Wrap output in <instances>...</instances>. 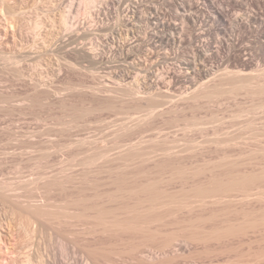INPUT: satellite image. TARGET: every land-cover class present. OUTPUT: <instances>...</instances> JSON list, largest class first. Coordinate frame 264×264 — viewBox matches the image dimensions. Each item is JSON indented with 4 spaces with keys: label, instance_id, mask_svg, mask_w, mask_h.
<instances>
[{
    "label": "rangeland",
    "instance_id": "374dc122",
    "mask_svg": "<svg viewBox=\"0 0 264 264\" xmlns=\"http://www.w3.org/2000/svg\"><path fill=\"white\" fill-rule=\"evenodd\" d=\"M31 1H28V3L30 2L28 4V6L30 7L33 5L32 3H34V0L33 2ZM81 1L82 0H64L61 8L58 7V3H57L59 2V0H56L54 2L56 8L54 9L55 7L54 6L53 7L54 10H52L51 13L53 14V11L55 13L57 12L58 14L56 13V16H58L60 13V9H62V12L67 11L66 14L69 16V21H70L69 24H71L73 27L69 25V27L71 26L69 30L72 31L70 32L69 30H67L66 31L67 33H65V28L63 27L64 28L63 29L64 39H63V48H62L63 51L60 50L58 52L60 53L62 51V53H60L61 55L60 54L56 55L54 51L51 53L55 55H50L51 53L47 55L49 59L46 57L43 58V61L45 63V66H43L44 72L47 71L45 73L48 74L51 71L50 72L51 74L47 75L44 73L46 75L45 82L47 80L48 84L45 83L44 86L41 85L39 86V88L37 87L39 89L38 91L37 88H35L32 85L33 79L31 78L34 77H31V75L36 77V75H34L36 74L35 72L39 73L40 70L42 72L43 69L35 68L36 66L34 67L35 60L33 61V59L32 60L28 59L27 61H22L17 66L19 68L22 67L23 69L22 68L21 69L24 72V76H22L24 78L20 76V80H21L20 83V80H18L19 76L15 75L16 73L14 72V70H12L13 73L10 72L11 71L10 68L13 69L14 66L9 67L8 65L5 67L6 64L2 59L3 55H7V56H13L17 54L19 55L22 53L21 51L24 52V50L26 49L30 51L32 47L33 48L35 47L34 45L36 42L39 43L38 40L36 41V39L33 38L34 37L33 35H30L32 34V32L30 31L32 30L28 28L29 25H31L30 23L32 22L33 24L34 22L32 18H35L36 16L33 17L34 16L33 14L30 23L29 20L27 21L28 23L27 25L25 23V26L28 27H25L24 31L30 34L26 35L27 33L24 32L22 35L20 34L17 35L19 38L16 37V40H18L16 41L17 44L19 43L20 45H22L24 49L19 44L17 45L18 47L13 46L10 42H7L8 39L6 40L5 37L4 38L2 37V41H0L1 44L0 55H2L0 56L1 57L0 63L2 64V65L0 64V73L4 71V74L3 73L0 74V78L2 79V80L0 79V96L2 97V98L0 97V187L2 185L5 187V185L7 184L6 185L7 188L4 190V193L6 192L7 189L9 191H7L8 194L5 193L6 195H11L12 192L10 191L12 190L15 191V188L17 189L19 187L17 189L18 191L13 192L16 194L12 193L13 194L12 196L15 195V197L11 196L10 198L12 200H14V198L17 199V204L15 203V201L14 203L11 201V203L15 204L16 206L22 204L21 207H23L22 209H20L21 207L18 206V208L20 207L19 208L20 210L16 209L17 208L16 207L15 211H13L11 208L13 204L7 203L8 210L11 208L10 210H12L15 213V214L14 213L11 214L12 212L7 211L6 209L7 205L3 201V199L0 202V212L3 210L0 213V225H1L0 227H2L0 228V234H1L0 264H22L27 259V256L31 258L32 262L38 264L39 261L41 260L39 258V255H41L42 258L45 260L51 259V261L54 264H63L64 262L74 263L76 262V260L79 261V263L77 264H85L86 262H91V263L96 262L97 264L98 260L101 262V264H103L102 262H104V260L102 261L101 258H99L98 256L101 257V254L102 255L104 254V256H108V258L111 257L114 259L115 258L114 252L118 251V249L119 251L127 250L129 247H127L126 249V246H129V243H131L130 245L132 246H133L132 243L136 244L135 245L136 247L137 245L139 246L141 245V248L142 247L144 248L143 245L149 246V251L151 252L154 249L155 251L153 250V253L155 252L156 255L160 254V257L158 256L159 261L156 260V258L158 259L157 256L155 258V260L158 262L156 264H264V25L262 26L260 24L261 25L260 26L259 23H253V22L250 23V21H248V19H250V15L251 16L257 15V17H260V19L264 20V0H215L219 5V7H221L227 12V17H228L227 20H229L232 24V25H228L229 33L227 32V34L224 35L222 33H217V32H214L212 34L211 33L208 34L205 32L206 35H203L202 33H199L200 32L198 29L199 27H195L190 22H185L184 24L186 28L185 31L186 33L184 34V36L182 35L183 43H177V44L172 43L173 45L172 44L167 45V44H159V42L156 41L159 44V46H155V47H152L149 44H147L148 40L145 39L146 38L144 36L145 31L143 30L144 29L146 30L147 27L146 23L141 21V19L132 21V24L134 26L130 25L128 23L129 21L118 23V19L116 17L117 12H114L113 15L111 14L109 16L110 18L108 17V21H106L108 25H105V28L95 31V35L86 36L84 34L85 32L84 30L87 28H92L94 24H96V22H94L96 18L92 20L93 18L88 17L89 15L87 14V11H85L86 7L88 6ZM137 1L139 2L140 0H130L128 4L131 3L132 7L134 5L138 7L136 4ZM188 1L189 0H186L187 4H189V2L195 3V1L198 2L199 0H190L189 2ZM115 2H117V0H115ZM140 2H142L141 3L142 6H140L141 7L140 10L144 12L143 14H147V13L149 14L151 8L156 7L159 8V10L165 16L164 17L162 15L165 19L169 20L170 22L172 21V19H174L172 23H174L175 21L181 23L176 8L173 5H171V3L168 2L167 0H149V1L141 0ZM113 11H117V9L114 8ZM243 19L247 20L245 21L246 24L244 23L243 26L239 27L235 24L236 23L235 21L243 20ZM114 25H116L117 29H119V32L116 31V33L118 32L117 34H115L114 32L115 35L113 36L115 37V39H113L114 37L112 36L113 27H115ZM135 25L138 29L135 27ZM131 29L133 30L134 33L131 32L132 31ZM24 34L27 37L31 36L30 39L25 37ZM158 34L161 35L162 32H158ZM198 34H200L201 36ZM108 37L111 39H109ZM136 37H140L139 39L142 40L145 39L147 42V43H143L144 41H140L142 43V47L140 49L131 48L130 44L135 39H137ZM219 39L221 40L231 39L233 41H231L230 46H226L224 49L221 50L219 56H215L213 52L214 50L216 51V46H218L217 41ZM33 41L36 42H34V44L32 45L31 42L33 43ZM202 41L206 43L207 41H210L212 43V47H211L212 51L206 48V50H209L206 52L209 55L208 54L206 55L205 53L204 61L202 59L204 58L203 56H198V58L195 57L197 55H200L198 53L197 46L199 44L200 45L203 44L204 42ZM96 42L97 44H95ZM6 44L11 46L9 47ZM30 44L32 47L29 46ZM87 44H89V46ZM92 44L95 48H97L96 50L95 49L94 50L98 52L99 55L98 57L101 61L100 62L98 59L99 64L97 63V65L99 66L96 65L95 67L97 68H95L92 65H90V62L88 60L84 59L82 60L83 61L82 62L80 61L81 60L80 59L78 61L80 65L78 64V66L74 68L75 70H73L72 67H69L68 60L72 61L73 59H75V58L71 59L74 56V54L70 53L71 49L74 47L83 48L90 52L94 48L93 46L91 47ZM27 45L30 49L27 48ZM120 46H125L124 51L121 49L122 47ZM18 48L20 50H17ZM33 48H32L33 50L32 55L36 50ZM2 51L3 53L5 52V54H2ZM9 53H11L12 55ZM55 56H58V58L60 57L59 58L60 60H57ZM100 56L101 57L103 56L104 59L101 58ZM199 57L200 59H202L201 61L204 63V65L201 64L202 62L200 61ZM196 59H198L199 62ZM30 60L34 62V65H31ZM46 60H48V62L52 63L53 65L52 64L49 65V63H47ZM50 60L53 61L50 62ZM56 61H58L57 65L59 66L58 68L60 69H57V65L54 64L56 63ZM189 61H191V63ZM194 61L198 65H196ZM59 62H64V63H60L61 64L60 66ZM22 63L23 64L26 63V64L23 66ZM20 64H22V66H20ZM64 64L65 67H63ZM3 65L4 68L7 67L8 68L4 70ZM48 65L50 66L49 68H47ZM200 65L202 67L204 66L206 69H210L211 74L209 75V78H207L208 76L206 77L204 72H202L203 70L200 71L202 69ZM145 66L146 68L144 69ZM89 67L92 69H90ZM182 67L185 68L183 69ZM53 68L55 69L54 70L55 73H53ZM94 68L96 69V72L94 74L90 73V71L91 72L95 71ZM69 69L72 71H70ZM81 69L83 70V72H81L83 75L80 73ZM85 69L86 71H84ZM147 70L148 71L150 70L152 74L148 73ZM239 70L241 71L240 74L238 73ZM242 70L244 71L242 72ZM57 71H59L60 75ZM116 71L117 74L116 73L114 74V72ZM231 71L232 72L235 71V74L237 72L239 74L237 75L241 78V80L243 79V77H241L243 75H244V79L246 78L245 74L247 76L248 74L250 76L252 75L251 76L252 78L253 76H255L254 78L258 79L257 82H255V80L252 79L251 77H247L248 79L247 78L245 79L248 82V80H250L251 78L253 81L252 80L250 81H252L251 83L254 82L253 85L250 82H248L247 84V82L243 80L247 84L246 89L247 90L250 89L251 91L254 92L252 93V95L251 93L249 94L246 93L245 92L246 90L244 89H240V90L234 89V88H239L241 86V84L239 83L245 84L240 80V82H237L236 84L231 83L224 85L222 91L219 94L215 95L210 100L209 103L202 101L201 103L199 102V106L194 107V105L196 104L195 102L194 105L190 106L191 103L193 104L194 102V100L193 101L188 100V98L189 97L191 98V96L193 95L191 94L193 92V91L191 92V90H194L195 88H200L201 85H203L202 86L203 88L204 87L207 88L210 85L212 86V88H214L215 87L214 83H216V85L217 83L219 84L220 80L223 78L222 77L223 73L225 75V76L223 75L224 78L226 77V79H230L231 76H226V75H230ZM108 72L109 73L111 72L110 74L112 76H110ZM9 73L10 75H12V77L9 76ZM122 73L123 75H121ZM95 74L98 75L96 76ZM13 75L16 76V78L13 77ZM52 75L54 76V78ZM94 75L96 76L95 78ZM231 75L234 74L231 73ZM236 76L234 77L236 78ZM6 77H7L6 79L7 81L4 79ZM26 77L27 78L29 77V79L27 80ZM121 77L123 78L121 79ZM210 77L212 78L213 82L210 81L211 80ZM218 77L220 80L218 79ZM13 79L15 82L13 81ZM191 79L193 82L191 81ZM239 79H237V81ZM22 80H24L25 82ZM198 80L200 81L198 82ZM196 81L198 82L200 87L198 86ZM101 82L103 83L101 84ZM205 82L207 84L209 82L210 83L207 86H204L206 85ZM27 83L29 84V86L31 85L32 86L29 87ZM70 83H72L74 87L72 84L70 85ZM81 83L84 86L86 85L85 88H83L84 86ZM118 83L120 84L119 86H121L122 88L133 86L134 88H137L141 93L138 94V98L135 97L136 100H133V98L128 99L129 97L127 98V100L125 99L127 102L131 100V103L130 101L129 103H121L118 101L115 102L113 99L114 97H116L115 96L116 94L114 95L113 92L112 94L108 92V90L111 89L112 91L113 89L115 90V88H120L118 87V85H116ZM192 83L193 84L195 83L197 87H195L196 85L192 86L193 85ZM258 83H260V86L263 87H258L257 86L259 85ZM105 84L109 88H107ZM124 84H128L126 85L127 87H125ZM20 85L22 88L20 87ZM112 85H114V88ZM88 86L90 87L89 89ZM24 87L26 89H24ZM49 87L51 88L50 90ZM53 87L55 88V90L56 89L58 90L55 91ZM64 87L65 88L67 87V89H65ZM32 88L33 90H31ZM46 88L49 91V93H47L48 98L47 96L43 95L42 97L41 95L43 94L42 90L44 91ZM91 88L94 89L92 90ZM34 89L36 90V92ZM95 89L96 91H94ZM257 89H262L263 91L258 92ZM98 90L100 92L102 90L101 92L102 96ZM48 91L45 90L44 92H48ZM66 91H68L67 93H69V95H67ZM146 91L147 93L148 92L149 93L147 94ZM233 91L235 93H233ZM28 92L30 96H28L29 94H25ZM60 92H63V94ZM15 93H17V95ZM33 93L34 94L36 93L37 96L39 94L41 96V97L39 96L40 97L39 99L48 100L50 98L48 100L49 102L44 100V103H42L43 102L42 100H38V98H33L34 96ZM71 93L73 96L71 95ZM85 93L86 96H84ZM92 93H94V95ZM31 94H33V96ZM106 94H108V96ZM151 94H154L152 96L156 97L155 101H157V103L160 104L163 103V101H165L166 97L171 98V99L169 98L171 102H167L169 101V99H166L167 101H165V103L167 102V104L164 107L158 108L159 110H157L160 112L161 111L164 112V116L162 114L163 117L162 116L160 117L161 113L157 112L158 117L156 116L154 117V119L156 118L159 119L155 122V120L151 118V120L153 119L152 120L153 122L150 120L151 124L155 122L154 126H158L159 124H162L163 126L164 124L167 125V123L176 124L177 121H179V123L181 124L191 123L192 127L186 132L180 130L178 131V129L174 130L173 128H172L173 130L169 129L168 131L170 132H167L165 135L161 136L157 140L156 146L153 145L152 143L149 144L150 142L148 143L147 140L145 141V143H143L144 141H142L141 142L142 145H139L140 147L138 146V149L142 150V152L150 151L153 146H154L153 148L157 147L156 149L158 153L156 152V154L154 153V155L156 156L157 154L159 155L157 156V158L154 156V159H151L153 161H147V163H143L141 165H133L131 167L129 165L127 169H118L117 168L118 165L113 166L114 163L113 164L111 163L112 166L114 167L111 168H113L114 171L116 170L115 173H113L116 183L114 182L115 185L108 188V190H110V192L113 193V199H109V197L105 196L103 197V199L100 200L102 201L101 205L104 203L105 201L104 199L106 200L109 199V200L105 201V203L102 205L101 208L102 210L99 209L101 211L99 210L89 211V214L92 216V219L95 222L96 226L94 223H93L94 226L91 225V222L85 223L83 225V223H81L78 220V218H65L63 219V225H61V223H59V221H57L55 217L57 213H62V212H63V216H65L67 210H66V206L64 205H66L69 201L71 203L79 199L80 200L84 199L86 203L94 204V202L96 201L92 197V195L95 196V194H93L94 191L90 187L91 186L95 187V185L98 184L97 180H100V182H102V180L106 178L104 175H107V174H101L100 177L94 171L96 175L92 174L93 173L92 172L88 176L90 178L88 181L91 182L85 181L89 185L83 182L84 181L83 170L85 169L84 167H80L81 165L78 163L80 162L79 159L81 157L83 158L84 156H82V154H78V152L81 149L84 151L90 150L92 147H94V150L96 148L104 149V147L107 146H108L107 148H111L112 145L114 144L113 143L114 140H112L114 136L113 130H115L117 125L118 126L120 125L119 123H122V121L120 120H122L123 117L125 118V116H128L129 114L130 116L135 115L134 117L142 116V115L145 116L146 110L143 111V109L149 107L150 105L149 103H151L150 102L151 100L149 99H151L152 97L150 96ZM24 96L25 97L28 96L29 98L28 97L25 98ZM57 96H59L60 99H58ZM110 96L113 97V99ZM15 97L17 98V101L15 100L16 99ZM23 97L24 99H22ZM142 97L145 99H143ZM107 98L108 100L112 99L111 101H113V103L115 102L114 105L110 100L108 104V100H106ZM8 99L10 100L9 102ZM137 99L139 100V103ZM142 99L143 101H140ZM23 100H27V101H23ZM173 101L174 103L172 104ZM110 104L114 106L112 107L115 109L116 112L113 111L115 113H112L111 109L113 110V108L111 107ZM139 104H141V107L138 106ZM49 105L52 106L50 107ZM109 105L110 108H108ZM172 106L173 108H171ZM101 108H104V110ZM176 108L179 109L177 110L179 111L178 113H176L177 111L175 112ZM170 109H174V111H172L173 113L170 111ZM100 110L103 111L100 112ZM109 110L111 111V113ZM166 111L167 112L169 111L170 113L168 112L166 114L165 113ZM126 113H128V115ZM137 113L140 115H138ZM109 115H111V118ZM111 120L114 122H112ZM115 120H118L119 122L118 121L116 122ZM163 120L167 123H165ZM158 127H160V125ZM118 128L119 127H117V129ZM111 134L113 135L112 137ZM239 137H242L243 139H236ZM87 140L90 142H88ZM80 144H82L83 146L85 144V146L84 147L82 146L81 148ZM91 144H93L94 146ZM65 145H68L69 147L70 146L73 147V148L70 147L71 151H73V152L70 151L72 154L77 152L76 155L78 154V157L79 155L81 156L80 158L77 157L78 159L76 162L75 161H69L66 163L64 162V160L68 158L67 157L68 154H69L68 156L72 155V154L70 155V152H68L70 150L68 146ZM56 147L59 150L66 149V151L64 150L65 154L62 153L63 151H61V154L60 152L57 153V151L59 150H57ZM66 147L69 149L68 151ZM86 147L89 149H87ZM135 147H137V145ZM25 148L29 151H27ZM134 148L133 150L136 149ZM166 148H172L171 151L172 153L170 154L169 157L168 155L166 156L165 150H163ZM16 149H18L19 151ZM72 149L74 150L76 149L77 151H74ZM130 149L131 148L127 146V148H124L122 152L127 154L131 152L132 149L131 150ZM138 149L135 150V153L141 152V151H137ZM33 150H35L36 153ZM121 150L122 149H120V151ZM48 151L51 152L55 151L56 153L55 152L50 153ZM114 151L116 152V154L120 153V151L118 152L116 150H113L111 152V156L112 153H114ZM11 152L13 153L12 155L13 157L10 155L12 154ZM48 153L49 155H47ZM27 154L29 155V157ZM116 154H113L112 157H115ZM43 155L44 156L47 155V157L48 156L49 157L44 158ZM76 155L73 154L75 158ZM61 158L62 160L60 161ZM71 158L73 157L71 156ZM68 159L70 160V157ZM56 161L58 164L60 162L65 163L64 167H63V163L62 164L60 163L59 164V166L61 167L60 169V167L57 166L58 164H56ZM70 162H73V165L78 164V166L72 165V167H70L71 166ZM39 163H41V165ZM67 164H69V166ZM52 165H55L54 169ZM65 167L68 168L70 167L69 168L70 170H68ZM64 168L67 170L66 172H68L66 174L70 175L71 177L73 176V179L74 178L79 179L80 182L74 179L76 181L75 182L72 179V183L74 181V184L75 183L78 184V185L75 184L77 189L74 187L75 186L74 184L72 186L71 182L70 183L67 182V180L64 177L67 175L63 176V174L65 173ZM59 169L62 171L64 170V172L61 174ZM37 170L39 171V173L37 172ZM138 170L142 172L141 177L142 179H144L145 184L148 187V191H145L143 194L141 193L140 194L141 196L139 195L140 198L138 196H135L134 197L135 200H128L126 199V194L122 191H128V189H130V186L133 185V183L135 182V180L131 178L132 173L135 174V172L136 171L138 172ZM46 171H48L49 173ZM42 172L44 173V175ZM56 173L59 176L61 174V177L59 178L61 179L63 178L64 180H66L68 185L64 180L63 183H65L69 188H71L69 189L71 193L69 192V190H67V192H69L67 193L65 189H63L62 193H60L61 192L59 190L60 188L54 189L52 192L57 190L58 193H60L61 195H59L56 192L55 194L50 192V194L52 193L51 196L49 193L45 192L46 195L49 194L50 198L51 197L55 198V199L52 198L53 200L51 202L49 201V199L47 200L48 196L46 195H45L46 197L43 196L42 191L43 192L47 191L45 190L46 188L44 189V184L46 187V184L47 182L50 181V179L53 180L54 178L52 182H55V179L56 182L57 180L59 181L61 180L59 178L57 179ZM41 174L43 175L44 178L41 176ZM36 177L37 178L40 177L39 179L40 181L44 179L45 181L44 180L43 181L45 183L43 181L40 182ZM71 177L69 179H71ZM79 177L83 178V180L81 179L82 182L85 183L88 187L91 185V183L95 184L94 186L91 185L89 187V189H92L91 192L89 189H87L86 185L81 183ZM45 178L47 179V181ZM35 179L36 181H38L36 183L37 185L35 184L36 181L31 182ZM96 181L97 184L94 183ZM11 182L15 188L12 187ZM30 182L31 184H28L29 186L25 184ZM52 182L49 183L51 184ZM8 183H10L9 185L11 186H9ZM69 184L71 185V187L69 186ZM8 186L10 189L12 187V189L10 190ZM34 186H36L38 189ZM80 186H84V187H80ZM39 187L42 188L40 189ZM83 188H85L88 191H85V189ZM3 189L1 188L0 190ZM28 189L31 192L27 191ZM72 190L73 192L74 191L75 192L72 193ZM77 190L86 193L83 194V192L82 193L80 192L83 195L78 194L80 196L78 197V195L76 194ZM118 190H120V192ZM78 191L77 193H79ZM28 192L30 193L31 196L32 195L33 196L31 197ZM246 193H249L248 197L245 195ZM222 194L225 195V197H221ZM20 195L21 197H17ZM64 195H66L67 198H69V200H66L67 198ZM28 196L30 197L26 198ZM136 197L139 199H136ZM18 200L20 202H18ZM138 202H140L139 205ZM51 203L54 204L51 206ZM125 205H128L130 207V209L128 208L129 209L128 211L123 209ZM134 208H138L135 209L136 212L140 211L139 214L142 217L143 215L146 217L143 219L142 217H139L140 222H142V220L144 221L145 219H149V221L151 220L150 224L149 223L147 224V220H146L145 226L142 227L140 226V224L138 226L140 228L141 227L144 228L145 231V235L143 234L144 237L142 233H140L141 232L139 230L140 228L138 229L140 236L138 235L137 224L140 222L139 220H137L138 219L137 213L133 211ZM131 210L133 211V215H130L129 217V214H131L132 212ZM141 210L143 212H141ZM75 211L76 208L70 210V213L76 214ZM113 211L115 213L117 211L119 215L117 214L116 215L118 217L120 216L119 220L120 219L122 221L123 219L126 220V224L125 223L122 224H124V227L127 226V228L126 227L122 228L119 226V224L118 225L116 224V226L115 224L112 225L110 224L112 223L111 221L114 217L112 215H115ZM129 211L131 212L128 213ZM6 214L9 216H7ZM133 216L134 218H132V220L134 219L135 222L132 221L129 223V221H131L130 218ZM126 217L129 218L127 219ZM156 218L157 219L159 218L160 221H156ZM121 220L119 221L120 223L122 222ZM66 221L70 223H67ZM136 221H138L137 224ZM106 222L109 223L107 224ZM105 223L107 224L108 227H110V225L111 226L114 225L116 228L110 227L111 230H109V228L106 227ZM130 224L132 225V227H135L133 225H136V228L133 229L132 227L130 228L129 227ZM117 227L119 229H117ZM108 230L110 231V233ZM27 231H31V233L29 234L27 233ZM102 231H105L106 233ZM122 234H125V236L124 235L122 236ZM136 234L137 236H135ZM116 236H118V240H116L115 238ZM119 236L123 238L121 239ZM184 240H188L189 242L186 244ZM27 241L30 242L29 248L25 247V243ZM65 245H66L65 248L68 247L66 250L64 249ZM139 246L138 248L141 250ZM140 250L138 251L141 253ZM144 250L142 249V251ZM146 251L147 254L149 253L148 254L149 258H151L150 254L152 255V253L149 252L148 249H146ZM146 251H144V253H146ZM99 252H101V254H98ZM140 253L137 255L139 256L143 252L141 254ZM144 253L142 255H144ZM138 256L137 259H135L136 261L133 260L134 261L133 263L132 261L130 263V261H128L127 259L121 260L119 258H116L114 259L115 264L117 263L135 264L137 261H138L137 264H139L141 263V261L139 262V259L142 260L144 256L143 257L140 256L138 257ZM146 258L145 260H147ZM145 260H142L143 264L145 263L147 264L148 261L149 264L152 263L154 264L155 261L152 260V262L150 263V259L147 260L146 262Z\"/></svg>",
    "mask_w": 264,
    "mask_h": 264
},
{
    "label": "bare ground",
    "instance_id": "6f19581e",
    "mask_svg": "<svg viewBox=\"0 0 264 264\" xmlns=\"http://www.w3.org/2000/svg\"><path fill=\"white\" fill-rule=\"evenodd\" d=\"M28 1H31V0H0V41H2V37L4 38L5 37V39L7 40L8 39V41L7 42H10L13 46H17L18 44H17V42L16 41H18V40H16V37H18L17 35L18 34H20V35H22L25 31V27H28V26H25V23H26V25L28 24L27 23V21L29 20V23H30V20H32L33 19V24H32V22L30 23L31 25H29V29L30 30H32V31H30V32H32V34H30V35H33L32 37L33 38H35L36 39V41L38 40L39 41V43L38 42H36V41H33V43L31 42V44L33 45L34 44V42H36L35 43V47L33 48L32 46H31V44L29 45L30 47H32L33 49H36L35 50V52H34V56L32 55V53H33V50H32V48H31V50L30 51H28L27 49H26V47H25V49L27 50H24V52L23 51H21L22 53L21 54H17V55H13V56H7V55H0V56H2L3 58V61L5 62V67L6 66H8L9 65V67H12V66H14L13 67V69L12 68H10L11 69V71L10 72H12V70H14V72L16 73L15 75H18L19 76V78H18V80H20V76L22 77V76H24V72H23V68L21 69V68H19V67H17L18 65H19V63H21L22 61H27L28 59H33V61L35 60V65H34V62L33 61H31V65H34V67L35 68H41V69H43V66H45V63H44V61H43V58H48V54L49 53H51V52H54L55 51V53H56V55H58V54H60V53H62V48H63V29L65 28V33H67L66 31L67 30H69L70 29V27L72 26L71 24H69V16L66 14V12L67 11H63L62 12V9H60V13H59V15L58 16H56V13L53 11V14L51 13V11L52 10H54L55 8H56V5H55V1L56 0H34V3H32L33 5L30 7V6H28V4L30 3H28ZM63 1L64 0H59V2H57L58 3V7L59 8H61V6L63 5ZM129 1L130 0H117V2H115V0H82L81 2H83L84 4H86L88 7H86V10L85 11H87V14L89 15L88 17L89 18H93L92 20H94L95 18H96V20L97 19H99V20H94V22H96V24H94V26H96V27H92V28H87V29H85L84 31V34L86 35V36H92V35H95V31H97V30H99V29H102V28H105V25H108L107 23H106V21H108V17L112 14L113 15V13L114 12H117V19H118V23L119 22H125V21H129L128 23L130 24V25H132V26H134L133 24H132V21H134V20H138V19H141V21H143L144 23H146V25H147V27H146V30L144 29H142L143 31H145L144 33V36L146 37L145 39L146 40H148L147 42H146V40L144 39V40H142V39H139L140 37H136L137 39H135L130 45H131V48H133V49H140L141 47H142V43L140 42V41H144L143 43H147V44H149L150 46H152V47H155V46H159V44H177V43H183L182 41H183V38H182V35L184 36V34L186 33L185 31H186V28H185V22H190L191 24H193L195 27H199L198 29H199V33H202L203 35H206L205 34V32L206 33H208V34H212V33H214V32H217V33H222V34H224V35H226L227 34V32L229 31V29H228V25H232L231 24V22L229 21V20H227V12L224 10V9H222L221 7H219V5L217 4V2L215 1V0H199L198 2H196L195 1V3H192V2H189V4H187V2H186V0H167L168 2H170L171 3V5H173L175 8H176V11H177V13H178V17H179V20L181 21V23H179V22H174V23H172V21L174 20V19H172V21L170 22L169 20H167V19H165L164 17V15L162 14V12L159 10V8H156V7H153V8H151V10L149 11L150 13L148 14H143L144 12L142 11V10H140V6H142V2H138L137 1V6L138 7H136L135 5L132 7V4L130 5V4H128L129 3ZM149 1V0H148ZM31 2H33V0L31 1ZM158 2V1H157ZM68 3V2H67ZM66 3V4H67ZM71 3V2H70ZM80 3V2H79ZM149 3V2H148ZM12 4V5H11ZM13 4H14V6H13ZM65 4V3H64ZM72 4V3H71ZM141 4V5H140ZM145 4V3H144ZM147 4V3H146ZM31 5V4H30ZM69 5V4H68ZM80 5V4H79ZM218 5V6H217ZM55 6V7H54ZM116 6V7H115ZM149 6H150V4H149ZM172 6V7H173ZM53 7H54V9H53ZM58 7H57V9H58ZM71 7V6H70ZM165 7V6H164ZM168 7V6H167ZM114 8L115 9H117V11H113L114 10ZM145 8V7H144ZM143 8V9H144ZM56 9V10H57ZM64 9H65V6H64ZM149 9V8H148ZM67 10V9H66ZM69 11V10H68ZM74 11V10H73ZM162 11H164V10H162ZM54 13H55V15H54ZM69 13V12H68ZM71 13V12H70ZM34 14V16L33 17H35V18H32V15ZM58 14V13H57ZM173 14V13H172ZM72 15V14H71ZM115 15V14H114ZM164 17H163V16ZM43 17V18H42ZM46 19H45V18ZM32 18V19H31ZM110 18V17H109ZM172 18V17H171ZM177 18V17H176ZM248 18H249V16H248ZM35 19V20H34ZM114 19V18H113ZM170 19V18H169ZM110 20V19H109ZM245 21H247V20H245V19H243V20H238V21H235L236 23V25L237 26H243L244 25V23L246 24V22ZM248 21H250V23H259V25L261 24L262 26L264 25V20H262V19H260V17H257V15L256 16H251L250 15V19H248ZM137 23V22H136ZM140 23V22H139ZM248 23V22H247ZM57 24H59V25H57ZM83 24V23H82ZM69 25H71L70 27H69ZM142 25V24H141ZM260 25V26H261ZM32 26V27H31ZM115 27H113V33H112V36L113 35H115V34H117L118 32H119V29H117V26L116 25H114ZM144 26V25H143ZM64 27V28H63ZM73 27V26H72ZM88 27H90V26H88ZM135 27H136V25H135ZM131 28V27H130ZM129 28V29H130ZM133 28V27H132ZM137 28V27H136ZM27 29V28H26ZM138 29V28H137ZM141 29V28H140ZM132 30V29H131ZM130 30V31H131ZM70 31V30H69ZM72 31V30H71ZM70 31V32H71ZM116 31H118L117 33H116ZM28 32H29V30H28ZM73 32H75V31H73ZM114 32H115V34H114ZM131 32H133V30L131 31ZM158 32H162V34L161 35H159L158 34ZM25 33H27V32H25ZM65 33H64V35H65ZM134 33V32H133ZM132 33V34H133ZM229 33V32H228ZM28 33L26 34V35H29ZM82 34V33H81ZM81 34H80V36H81ZM25 35V34H24ZM25 35V37H27ZM72 35V34H71ZM194 35V34H193ZM198 35H200V34H198ZM85 36V37H86ZM109 36H111V35H109ZM141 36V35H140ZM201 36V35H200ZM31 37V36H30ZM30 37H27V38H29L30 39ZM67 37V36H66ZM83 37V36H82ZM114 37V36H113ZM112 37V38H113ZM121 37V36H120ZM152 38V39H150V38ZM206 37V36H205ZM221 37V36H220ZM19 38V37H18ZM69 38H70V36H69ZM78 38V37H77ZM89 38H91V37H89ZM95 38V37H94ZM109 38V37H108ZM117 38V37H116ZM132 38V37H131ZM130 38V39H131ZM148 38V39H147ZM227 38V37H226ZM66 39V38H65ZM86 39V38H85ZM109 39H111V38H109ZM113 39H115V37L113 38ZM139 39V40H138ZM191 39H192V37H191ZM195 39V38H194ZM193 39V40H194ZM206 39V38H205ZM209 39V38H208ZM218 39V38H217ZM19 40H22V39H19ZM27 40V39H26ZM31 40H33V39H31ZM93 40V39H92ZM107 40V39H106ZM204 40V39H203ZM78 41V40H77ZM110 41V40H109ZM108 41V42H109ZM128 41V40H127ZM159 42V44L157 43V42ZM185 41V40H184ZM231 41H233V40H231V39H219L218 41H217V45L218 46H216V51L214 50V52H213V54L215 55V56H219L220 55V53H221V50L222 49H224L226 46H230L231 45ZM235 41V40H234ZM72 42V41H71ZM75 42V41H74ZM89 42V41H88ZM106 42V41H105ZM107 42V43H108ZM111 42V41H110ZM121 42V41H120ZM190 42H191V40H190ZM202 42H204V41H202ZM3 43V42H2ZM5 43V42H4ZM30 43V42H29ZM69 43V42H68ZM77 43V42H76ZM93 43V42H92ZM116 43H117V40H116ZM195 43V42H194ZM214 43H216V42H214ZM233 43V42H232ZM21 44H22V42H21ZM78 44V43H77ZM95 44H97V42L95 43ZM105 44V43H104ZM109 44V43H108ZM146 44V45H147ZM156 44V45H155ZM158 44V45H157ZM172 44V45H173ZM191 44V43H190ZM1 45V44H0ZM3 45V44H2ZM6 45H8V44H6ZM20 45V44H19ZM66 45V44H65ZM68 45V44H67ZM79 45V44H78ZM88 46H89V44H87ZM115 45V44H114ZM119 45H122V44H119ZM126 45H127V43H126ZM144 45V44H143ZM181 45V44H180ZM234 45V44H233ZM9 46V45H8ZM11 46V45H10ZM9 46V47H10ZM20 46H22V45H20ZM24 46H25V43H24ZM69 46V45H68ZM71 46V45H70ZM73 46V45H72ZM76 46V45H75ZM81 46V45H80ZM93 46V44L91 45V47ZM195 46V45H194ZM199 46V47H198ZM197 46V49H198V53L200 54V55H197V56H195V57H197L198 58V56H203L204 57V55H205V53L207 52V51H212L211 50V47H212V43L210 42V41H207V43L206 42H204L203 44H199ZM6 47V46H5ZM18 47V46H17ZM23 47V46H22ZM79 47V46H78ZM94 47V46H93ZM98 47V46H97ZM120 47H122L121 49L124 51V49H125V46H120ZM146 47V46H145ZM171 47V46H170ZM179 47V46H178ZM27 48L28 49H30L29 47H28V45H27ZM67 48H69V47H67ZM71 48V47H70ZM89 48V47H88ZM99 48V47H98ZM110 48V47H109ZM127 48V47H126ZM206 48H208L209 50H206ZM13 49V48H12ZM23 49H24V47H23ZM65 49V48H64ZM97 49V48H93L92 49V51H88V50H86V49H83V48H72L71 49V51H70V53H72V54H74V56L71 58V59H73V58H75V59H73L72 61L71 60H68V65H69V67H72L73 68V70H75L74 68H76L77 66H78V61L80 60V61H82V60H88L89 62H90V65H92L93 67H95L96 65H97V63L100 61V59H99V55H98V52L97 51H95V50ZM101 49V48H100ZM108 49V48H107ZM130 49V48H129ZM196 49V50H197ZM229 49V48H228ZM231 49V48H230ZM16 50V49H15ZM17 50H20L19 48L17 49ZM60 50H62L60 53H58ZM105 50V49H104ZM115 50V49H114ZM118 50V49H117ZM121 50V51H122ZM127 50V49H126ZM142 50V49H141ZM102 51V50H101ZM134 51V50H133ZM65 52V51H64ZM119 52V51H118ZM128 52V51H127ZM1 53V52H0ZM14 53V52H13ZM18 53H20V52H18ZM66 53V52H65ZM69 53V54H70ZM104 53H105V51H104ZM121 53V52H120ZM132 53V52H131ZM197 53V52H196ZM2 54H5V52L3 53V51H2ZM9 54H11V53H9ZM100 54V53H99ZM109 54V53H108ZM113 54V53H112ZM124 54V53H123ZM208 53H206V55H207ZM212 54V55H213ZM12 55V54H11ZM50 55H55V54H50ZM49 55V56H50ZM61 55V54H60ZM59 55V56H60ZM102 55V54H101ZM209 55V54H208ZM66 56V55H65ZM70 56V55H69ZM68 56V57H69ZM72 56V55H71ZM125 56V55H124ZM129 56V55H128ZM51 57H53V56H51ZM56 57V59L57 60H60L59 58H58V56H55ZM54 57V58H55ZM62 57V56H61ZM67 57V56H66ZM101 57V56H100ZM1 58V57H0ZM63 58V57H62ZM101 58H103V56L101 57ZM122 58V57H121ZM49 59V58H48ZM98 59H99V61H98ZM104 59V58H103ZM108 59V58H107ZM199 59H200V57H199ZM203 59V61H204V59H205V57L204 58H202ZM202 59H200V61L202 60ZM217 59V58H216ZM45 60V59H44ZM55 60V59H54ZM75 60V61H74ZM126 60V59H125ZM128 60V59H127ZM197 61H198V59H196ZM29 61V62H30ZM53 60H50V62H52ZM74 61V62H73ZM103 61V60H102ZM193 61V60H192ZM3 62V63H4ZM46 62L47 63H49L48 62V60H46ZM57 62L58 61H56V63H54V64H56L57 65ZM67 62V61H66ZM83 62V61H82ZM101 62V61H100ZM190 63H191V61H189ZM195 62V61H194ZM194 62H193V64H194ZM199 62V61H198ZM202 62V61H201ZM46 63V64H47ZM60 63H64V62H59V64ZM103 63V62H102ZM196 63V62H195ZM1 64V63H0ZM23 64V63H22ZM22 64H20V66H22ZM26 64V63H25ZM25 64H23V66L25 65ZM30 64V63H29ZM28 64V65H29ZM52 63H49V65H51ZM83 64V63H82ZM81 64V65H82ZM99 64V63H98ZM192 64V65H193ZM202 65H204V63L202 62L201 63ZM2 65V64H1ZM47 66V68H49L50 66ZM53 65V64H52ZM80 65V64H79ZM146 65V64H145ZM196 65H198L197 63H196ZM195 65V66H196ZM16 66V67H15ZM60 66H61V64H60ZM85 66H87V65H85ZM84 66V67H85ZM91 66V67H92ZM97 66H99V65H97ZM109 66V65H108ZM189 66V65H188ZM201 66V65H200ZM32 67V66H31ZM59 66L57 65V69H60V68H58ZM63 67H65V64H64V66ZM68 67V68H69ZM79 67H81V66H79ZM78 67V68H79ZM92 67V68H93ZM187 67V66H186ZM197 67V66H196ZM2 68V67H1ZM8 68V67H7ZM7 68H4V65H3V69L5 70V69H7ZM26 68H27V66H26ZM46 68V67H45ZM55 68V67H54ZM53 68V73H55L54 72V69ZM72 68H70V69H72ZM90 68V67H89ZM92 68H90V69H92ZM95 68H97V67H95ZM94 68V69H95ZM104 68V67H103ZM113 68V67H112ZM146 68V66L144 67V69ZM148 68H150V67H148ZM154 68V67H153ZM153 68H151V69H153ZM183 68V67H182ZM185 68V67H184ZM183 68V69H184ZM201 70L200 71H202V72H204V74L206 75V77L207 78H209V75L211 74V72H210V69H206L204 66L202 67L201 66ZM25 69V68H24ZM51 69H52V67H51ZM63 69V68H62ZM69 69V70H70ZM84 69V68H83ZM89 69V70H90ZM121 69V68H120ZM190 69V68H189ZM193 69V68H192ZM226 69H228V68H226ZM22 70V71H21ZM38 70V69H37ZM36 70V71H37ZM47 70V69H46ZM109 70V69H108ZM191 70V69H190ZM195 70V69H194ZM193 70V71H194ZM196 70H198V69H196ZM28 71V70H27ZM33 71V70H32ZM31 71V72H32ZM39 71V70H38ZM49 71V70H48ZM62 71V70H61ZM70 71H72V70H70ZM79 71V70H78ZM84 71H86V69L84 70ZM112 71V70H111ZM148 71V70H147ZM146 71V72H147ZM150 71V70H149ZM148 71V73H150V74H152L151 73V71L149 72ZM192 71V72H193ZM228 71V70H227ZM227 71H226V73H227ZM244 70H242V72H243ZM9 72V71H8ZM7 72V73H8ZM34 72H35V69H34ZM40 72H41V70H40ZM39 72V73H40ZM45 72H47V71H45ZM44 72V69L42 70V72L39 74L38 72H35L36 74H34V75H36V77L35 76H32L31 74V77H34V78H31V79H33V86L35 87V88H39V86H44V84L45 83H47L48 81L46 80V82H45V77H46V75L45 74H47V73H45ZM51 72V71H50ZM48 73V74H51V73ZM58 73H59V71H57ZM77 72V71H76ZM81 72H83V70L81 69V71H80V73ZM87 72H89V71H87ZM86 72V73H87ZM96 72V69H95V71L94 72H91L90 71V73H95ZM119 72V71H118ZM121 72V71H120ZM123 72V71H122ZM125 72V71H124ZM158 72V71H157ZM187 72V71H186ZM199 72V71H198ZM240 70H239V74H240ZM1 73H3L4 74V71L3 72H1ZM0 73V74H1ZM6 73V72H5ZM13 73V72H12ZM45 73V74H44ZM73 73V72H72ZM98 73V72H97ZM109 73V72H108ZM111 73V72H110ZM109 73V74H110ZM117 74V71L116 72H114V74ZM126 73V72H125ZM190 73V72H189ZM231 73L232 74H234V75H231ZM231 73H230V75H226V76H231V78L230 79H226V77L224 78V73H223V75H222V79L220 80L219 79V77H218V79L220 80V82H219V84L217 83V85H216V83H214L215 84V87L214 88H212V86L210 85V86H208L207 88H203L202 86L203 85H201V87L199 86V84H198V82L200 81V80H198V82L196 81V83L198 84V86L200 87V88H195L194 90H191V94H193L192 96H191V98L189 99L188 97V100H190V101H193L194 100V102H193V104L191 103V105L190 106H192V105H194V103L196 102V104L194 105V107L196 106H199V102L201 103L202 101L204 102H210V100L215 96V95H217V94H219L221 91H222V88L224 87V85H227V84H231V83H234V84H236L237 82H240V80H241V78L238 76L239 74L236 72V74H235V71L234 72H232L231 71ZM245 73V72H244ZM243 73V74H244ZM27 74H29V73H27ZM47 74V75H48ZM62 74V73H61ZM76 74V73H75ZM82 74V73H81ZM99 74V73H98ZM98 74H95L96 76L98 75ZM129 74V73H128ZM195 74H196V71H195ZM238 74V75H237ZM248 74V73H247ZM26 75V74H25ZM53 75H55V74H53ZM52 75V76H53ZM58 75V74H57ZM59 75H60V73H59ZM72 75V74H71ZM83 75V74H82ZM91 75V74H90ZM94 75V78L96 77ZM121 75H123V73L121 74ZM126 75V74H125ZM147 75V74H146ZM157 75V74H156ZM186 75V74H185ZM193 75V74H192ZM201 75V74H200ZM203 75V74H202ZM238 77H237V76ZM241 75H242V73H241ZM9 76H11L12 77V75H10V73H9ZM85 76V75H84ZM88 76V75H87ZM93 76V75H92ZM108 76V75H107ZM110 76H112L111 74H110ZM118 76V75H117ZM117 76H115V77H117ZM119 76H120V74H119ZM155 76V75H154ZM188 76H190V75H188ZM216 76H218V75H216ZM232 76H233V78H232ZM234 76H236V78L234 77ZM252 76V75H251ZM249 74H248V76L245 74V77L247 78V77H251ZM3 77V76H2ZM13 77H15L16 78V76H14L13 75ZM114 77V76H113ZM128 77V76H127ZM193 77V76H192ZM195 77V76H194ZM205 77V78H206ZM221 77V76H220ZM241 77H243V79L241 80V82H244L245 84H243V83H239V84H241V86L239 87V88H234L235 90H240V89H244V90H246L245 92L246 93H251V95H252V93H254L253 91H251L250 89H246V86H247V84H248V82H252L253 80L252 79H254L255 80V82H257V80L258 79H255L254 77L255 76H253V78L251 79L250 78V80H252V81H250V80H248V82L244 79V75L243 76H241ZM259 77V76H258ZM10 78V77H9ZM14 78V79H15ZM22 78H24V77H22ZM21 78V79H22ZM49 78V77H48ZM53 78H54V76H53ZM59 78V77H58ZM78 78V77H77ZM104 78H105V76H104ZM107 78H109V77H107ZM123 77H121V79H122ZM125 78V77H124ZM149 78V77H148ZM191 78V77H190ZM204 78V79H205ZM211 78V77H210ZM228 78V77H227ZM240 78V79H239ZM257 78V77H256ZM1 79V78H0ZM5 80L7 79V77L6 78H4ZM14 79H13V81H14ZM26 79L28 80L29 79V77L27 78L26 77ZM84 79V78H83ZM102 79V78H101ZM100 79V80H101ZM126 79V78H125ZM129 79V78H128ZM214 79V78H213ZM216 79V78H215ZM217 79V80H218ZM237 79H239L238 81H237ZM248 79V78H247ZM2 80V79H1ZM9 80V79H8ZM17 80V79H16ZM25 80V79H24ZM24 80H22V81H24ZM52 80V79H51ZM54 80V79H53ZM104 80V79H103ZM111 80V79H110ZM152 80V79H151ZM155 80V79H154ZM209 80V79H208ZM218 80V81H219ZM243 80H245L246 82H247V84H246V82L245 81H243ZM259 80H260V78H259ZM7 81V80H6ZM5 81V82H6ZM31 81V80H30ZM125 81V80H124ZM190 81V80H189ZM191 81H192V79H191ZM211 82H213L212 81V78H211V80H210ZM216 81V80H215ZM263 81V80H262ZM9 82V81H8ZM15 82V81H14ZM17 82V81H16ZM25 82V81H24ZM54 82V81H53ZM81 82V81H80ZM115 82V81H114ZM118 82V81H117ZM147 82V81H146ZM193 82V81H192ZM261 82V81H260ZM18 83V82H17ZM20 83H21V80H20ZM29 83H31V82H29ZM73 83V82H72ZM72 83H70V85L72 84ZM85 83V82H84ZM103 82H101V84H102ZM106 83V82H105ZM121 83V82H120ZM131 83V82H130ZM210 83V82H209ZM208 83V84H209ZM19 84V83H18ZM23 84V83H22ZM48 84V83H47ZM52 84V83H51ZM56 84V83H55ZM55 84H53V85H55ZM59 84V83H58ZM65 84V83H64ZM75 84V83H74ZM82 84V83H81ZM100 84V85H101ZM115 84V83H114ZM129 84V83H128ZM128 84H124L125 85V87H127L126 85H128ZM156 84V83H155ZM193 84V83H192ZM201 84H204V83H201ZM205 84L206 85H204V86H207L208 84L205 82ZM213 84V83H212ZM243 84V85H242ZM252 85L254 84V82L253 83H251ZM259 85H257L258 87H263V86H260V83H258ZM262 84V83H261ZM6 85V84H5ZM15 85V84H14ZM27 85L29 86V84L27 83ZM31 85V86H32ZM50 85V84H49ZM73 85V84H72ZM76 85H77V83H76ZM80 85V84H79ZM83 85V84H82ZM88 85V84H87ZM93 85V84H92ZM116 85H118V87H120V88H115V90L113 89L114 88V85H112L113 86V90L111 91V89H109L108 90V92H110V93H114V95L116 96V97H114V99H113V97H111L115 102H121V103H129V101H130V103H131V100H129L128 102L126 101L127 100V98L128 99H130V98H133V100H136V98H138V94L139 93H141L137 88H134L133 86L132 87H127V88H122L121 86H119L120 84L118 83V84H116ZM196 84L194 83L192 86H195ZM2 86H4V85H2ZM1 86V87H2ZM27 86V87H28ZM31 86H29V87H31ZM46 86V85H45ZM60 86H61V84H60ZM60 86H58V87H60ZM62 86H63V84H62ZM66 86V85H65ZM84 86V85H83ZM86 86V85H85ZM85 86L83 87V88H85ZM90 86V85H89ZM88 86V89L90 88ZM105 86L107 87V85L105 84ZM108 86H110V85H108ZM123 86V85H122ZM150 86V85H149ZM20 87H21V85H20ZM47 87V86H46ZM57 87V88H58ZM72 87V86H71ZM73 87H74V85H73ZM92 87V86H91ZM117 87V86H116ZM195 87H197V85L195 86ZM210 87H211V89H210ZM253 87V86H252ZM15 88H16V86H15ZM22 88V87H21ZM37 88V91L39 90ZM54 88V87H53ZM52 88V89H53ZM65 88V87H64ZM79 88V87H78ZM97 88V87H96ZM103 88V87H102ZM107 88H109V87H107ZM139 88V87H138ZM12 89V88H11ZM24 89H26L25 87H24ZM51 88L49 87V90H50ZM65 89H67V87L65 88ZM68 89H69V87H68ZM77 89V88H76ZM76 89H75V91H76ZM80 89V88H79ZM92 89V88H91ZM94 89V88H93ZM92 89V90H93ZM104 89V88H103ZM28 90V89H27ZM31 90H33V88L31 89ZM31 90H29V91H31ZM35 90V89H34ZM46 91H48L47 90V88L45 89ZM44 90V91H45ZM54 90H55V88H54ZM56 90H58V89H56ZM55 90V91H56ZM73 90V89H72ZM100 90V89H99ZM98 90V91H99ZM141 90V89H140ZM7 91V90H6ZM9 91V90H8ZM11 91V90H10ZM43 90H42V92H43V94H41L42 95V97H43V95L44 96H47V93H49V91L48 92H44ZM60 91V90H59ZM58 91V92H59ZM62 91H65V90H62ZM69 91V90H68ZM68 91H66V93L68 92ZM83 91V90H82ZM87 91V90H86ZM91 91V90H90ZM94 91H96V89L94 90ZM257 91L258 92H261V91H263L262 89H257ZM256 91V92H257ZM21 92V91H20ZM25 92V91H24ZM34 92V91H33ZM35 92H36V90H35ZM41 92V91H40ZM41 92V93H42ZM51 92V91H50ZM52 92H53V90H52ZM100 92V91H99ZM101 92H102V90H101ZM101 92H100V94H101ZM3 93V92H2ZM39 93V92H38ZM44 93H46V94H44ZM56 93V92H55ZM60 93H62L63 94V92H60ZM59 93V94H60ZM74 93V92H73ZM88 93V92H87ZM95 93V92H94ZM94 93H92L93 95H94ZM105 93V92H104ZM112 93V94H113ZM146 93H147V91H146ZM149 93V92H148ZM147 93V94H148ZM190 93V92H189ZM233 93H235L234 91H233ZM6 94V93H5ZM16 95H17V93H15ZM14 94V95H15ZM23 94V93H22ZM25 94H29V92L28 93H25ZM34 94V93H33ZM33 94H31L32 96H33ZM36 94V93H35ZM34 94V96H33V98H38V100H42L43 102L42 103H44V100H46V99H39L41 96L38 94V96H37V94L35 95ZM62 94H61V96H62ZM65 94V93H64ZM75 94V93H74ZM79 94V93H78ZM81 94V93H80ZM84 94V93H83ZM247 94V95H248ZM20 95V94H19ZM18 95V96H19ZM48 95H51V94H48ZM67 95H69V93H67ZM71 95H72V93H71ZM76 95H77V93H76ZM82 95V94H81ZM96 95V94H95ZM97 95H99V94H97ZM107 96H108V94H106ZM152 95H154V94H151L150 96H152ZM3 96H4V94H3ZM7 96V95H6ZM17 96V97H18ZM28 96H30V94L28 95ZM28 96H26V97H28ZM40 96V97H39ZM53 96V95H52ZM55 96V95H54ZM64 96V95H63ZM66 96V95H65ZM73 96V95H72ZM84 96H86V93H85V95ZM101 96H102V94H101ZM100 96V97H101ZM165 96V95H164ZM246 96V95H245ZM1 97V96H0ZM25 97V96H24ZM24 97L22 98V99H24ZM25 97V98H26ZM56 97V96H55ZM58 97V99H60L59 98V96H57ZM76 97V96H75ZM96 97V96H95ZM136 97V98H135ZM147 97V96H146ZM2 98V97H1ZM11 98V97H10ZM9 98V99H10ZM16 98V97H15ZM20 98V97H19ZM29 98V97H28ZM32 98V97H31ZM46 98V97H45ZM47 98H48V96H47ZM64 98V97H63ZM63 98H61V99H63ZM80 98V97H79ZM83 98V97H82ZM97 98V97H96ZM99 98V97H98ZM109 98V97H108ZM108 98L106 99V100H108ZM143 98V97H142ZM170 98V97H169ZM169 98H167L166 97V99H169ZM5 99V98H4ZM3 99V100H4ZM7 99V98H6ZM8 99V102L12 99H10L9 100ZM22 99H21V101H22ZM50 99V98H49ZM48 99V100H49ZM53 99V98H52ZM102 99V98H101ZM112 99H109L110 101L112 100ZM126 99V100H125ZM140 99H141V97H140ZM143 99H145V98H143ZM143 99L142 100H140V101H143ZM165 99V101H167ZM171 99V98H170ZM170 99H169V101H167V102H171L170 101ZM16 101H17V98L15 99ZM14 100V101H15ZM37 100V99H36ZM48 100H46V101H48ZM55 100V99H54ZM109 100H108V104H109ZM138 100V99H137ZM148 100V99H147ZM149 100H151L150 102L151 103H149L150 105H149V107H147L146 109H143V111L144 110H146V115L145 116H137V117H134V116H130V114L128 115V113H126L128 116H125V118L123 117V119L122 120H120V121H122V123H119L120 125L118 126L117 124V127H119L118 129H117V127L115 128V130H113V135L111 134V137L113 136V139L112 140H114V146L112 145V147L111 148H107V147H104V149L102 148V149H95L94 150V147H92L90 150H86V151H88V152H86V151H84V150H80L79 151V149H80V147L82 148V144H80L81 146L79 147V149H78V151L80 152H78V154H82V156H84L83 158L79 155V157H78V154L76 155V153H73L74 155H76V158L73 156V154L71 153V152H73V151H71V148L70 147H72L73 146V144H72V146H68V145H65V146H68V148L70 149H68L67 147V151L68 152H70V155L73 157V158H71V156H68L67 155V157L69 158L70 157V160L68 159V161H67V159H65L64 160V162L66 163V162H69V161H77V159L78 158H80L79 159V163L78 164H80L79 166L80 167H84V169L85 170H83L84 171V181L83 182H85V181H87V182H91V181H88L90 178L88 177L89 176V174H91L92 172V174H94V175H96L95 173H97L99 176L101 175V174H107V175H104L106 178L105 179H103L102 180V182H100V180H97L98 181V184H97V181L96 182H94V183H96L97 185H95V184H92L91 183V185H95V187H92L91 185V187L90 188H92L93 189V191H94V193L93 194H95V196H93L92 195V197L95 199V201L96 202H94V204H89V203H86L85 201H84V199H82V200H76V201H73V202H71L70 203V201L66 204V205H64V206H66V213H65V216H63V212L62 213H57L56 214V217H55V219L57 220V221H59V223H61V225H63V219H65V218H78V220L81 222V223H83V225L85 224V223H88V222H91V225H93V223L95 224V222L93 221V219H92V216L89 214V211H91V210H99V209H101L102 208V205L105 203V201H107V200H109V199H113V193L112 192H110V190H108V188L109 187H112L113 185H115V179H114V174L113 173H115V171L113 170V166L114 165H118L117 166V168L118 169H127V167L130 165V167L131 166H133V165H141V164H143V163H147V161H153V160H151V159H154V156L157 158V156L159 155V154H157V156L156 155H154V153L156 154V152L158 153V151H157V147H155V148H153L154 146L153 145H157V140L161 137V136H163V135H165L167 132H170V131H168L169 129H171V130H176V129H178V131L180 130V131H183V132H186L187 130H189L191 127H192V124L191 123H185V124H181V123H179V121H177V123L176 124H168L167 122H165L164 120V122L165 123H167V125H163L162 126V124H159L160 125V127H158L159 125H158V123H157V125L158 126H154L155 124V122L159 119H154V117H158V114H157V112L159 113L160 111H157V110H159L158 108H160V107H164L166 104H167V102L165 103V101H163V103H157V101H155L156 100V97H154V96H152L151 97V99H149ZM163 100H164V98H163ZM23 101H27V100H23ZM56 101V100H55ZM63 101V100H62ZM104 101V100H103ZM103 101H102V104H103ZM185 101H186V99H185ZM5 102V101H4ZM31 102V101H30ZM33 102V101H32ZM49 102V101H48ZM54 102V101H53ZM100 102V101H99ZM112 103H113V101H111ZM114 102V103H115ZM136 102V101H135ZM35 103H36V101H35ZM40 103V102H39ZM51 103V102H50ZM59 103V102H58ZM114 103H113V105H114ZM138 103H139V100H138ZM146 103V102H145ZM174 103V101L172 102V104ZM47 104V103H46ZM45 104V105H46ZM137 104V103H136ZM169 104V103H168ZM111 105V104H110ZM110 105H109V107L108 108H110ZM113 105H111V107L113 106ZM122 105V104H121ZM38 106V105H37ZM43 106V105H42ZM50 106V105H49ZM52 106V105H51ZM50 106V107H51ZM53 106H55V105H53ZM106 106V105H105ZM105 106H103V107H105ZM108 106V105H107ZM115 106H116V104H115ZM138 106H140L141 107V104H139ZM45 107V106H44ZM48 107V106H47ZM49 107V108H50ZM114 107V106H113ZM112 107V108H113ZM176 107H177V105H176ZM201 107V106H200ZM4 108H5V106H4ZM39 108H40V106H39ZM136 108H139V107H136ZM171 108H173V106L171 107ZM3 109V108H2ZM48 109V108H47ZM101 109H103L104 110V108H101ZM117 109V108H116ZM124 109V108H123ZM163 109V108H162ZM174 109H175V107H174ZM174 109H170V111L172 112V111H174ZM182 109V108H181ZM191 109H192V107H191ZM195 109V108H194ZM49 110H51V109H49ZM103 110H100V112H102ZM161 110V109H160ZM177 110H179L178 108H176V110H175V112L177 111ZM44 111V110H43ZM110 111V110H109ZM111 111H112V113H115L116 111H115V109L113 108V110L111 109ZM111 111H110V113H111ZM113 111H115V112H113ZM164 111H165V109H164ZM139 112V111H138ZM148 112V113H147ZM169 112V111H168ZM167 111L165 112L166 114L168 113ZM179 111H177L176 113H178ZM140 113V112H139ZM161 113V115H160V117L162 116V114H163V116H164V112H160ZM170 113V112H169ZM173 113V112H172ZM138 114V113H137ZM138 115H140V114H138ZM110 116V118H111V115H109ZM162 116V117H163ZM79 117V116H78ZM102 118H104V117H102ZM106 118V117H105ZM151 118H153L154 120H155V122L154 123H150L152 120H151ZM107 119V118H106ZM164 119V118H163ZM151 120V121H150ZM105 121V120H104ZM110 121V120H109ZM112 121V120H111ZM116 122L118 121V120H115ZM112 122H114V121H112ZM115 122V123H116ZM119 122V121H118ZM153 122V121H152ZM163 122V123H164ZM109 123V122H108ZM114 123V124H115ZM160 123V122H159ZM110 124V123H109ZM109 124H107V125H109ZM115 126V125H114ZM173 128V129H172ZM117 129V130H116ZM204 129V128H203ZM200 130H202V129H200ZM111 132V131H110ZM115 137V138H114ZM83 138V137H82ZM236 139H243L242 137H239V138H236ZM236 139H233V140H236ZM246 139V138H245ZM84 140V139H83ZM147 140V142L149 143V144H153L152 146V148H151V150L150 151H145V152H142V150H139L138 149V146L139 145H142L141 144V142L142 141H144L143 143H145V141ZM88 141V140H87ZM86 141V142H87ZM70 142V141H69ZM68 142V143H69ZM76 142V141H75ZM81 142H82V140H81ZM88 142H90V141H88ZM138 143H140V144H138ZM71 144V143H70ZM69 144V145H70ZM79 144V143H78ZM85 144H87V143H85ZM85 144H84V146H85ZM75 145V144H74ZM91 145H93V144H91ZM137 145V147H135ZM64 146V145H63ZM83 146V147H84ZM94 146V145H93ZM123 146H124V148H127V146L128 147H130L131 149V152H129V153H124V152H122L123 151ZM13 147H15V146H13ZM53 147V146H52ZM78 147V146H77ZM88 147H90V146H88ZM122 147V148H121ZM136 149H138L137 151H141V152H136L135 153V148ZM140 147V146H139ZM142 147V146H141ZM11 148V147H10ZM62 148V147H61ZM60 148V149H61ZM73 148V147H72ZM87 148V147H86ZM133 148L135 149V150H133ZM13 149V148H12ZM22 149V148H21ZM26 149V148H25ZM29 149V148H28ZM31 149V148H30ZM34 149V148H33ZM56 149H57V147H56ZM63 149H64V147H63ZM77 149V148H76ZM74 150V149H72V150H74V151H77V150ZM84 149V148H83ZM87 149H89V148H87ZM119 149V150H118ZM120 149H122L121 151H120ZM150 149V148H149ZM14 150V149H13ZM16 150H18V149H16ZM27 150V149H26ZM39 150V149H38ZM57 150H59V149H57ZM65 151H66V149H64ZM64 150H59V151H57V153L58 152H60V154H61V151H63L62 153L63 154H65V151ZM92 150V151H91ZM113 150H116V151H120V153H118V154H116V152L114 151V153H112V156H113V154H116V156L115 157H112L111 156V152L113 151ZM145 150H147V149H145ZM159 150V149H158ZM163 150H165V153H166V156L168 155V157L170 156V154L172 153L171 151H172V148H166V149H163ZM6 151H7V149H6ZM19 151V150H18ZM27 151H29V150H27ZM30 151H32V150H30ZM33 151H35V150H33ZM41 151V150H40ZM56 151V150H55ZM55 151H53V152H55ZM82 151H84V152H82ZM90 151V152H89ZM132 151H134V152H132ZM143 151H144V149H143ZM5 152V151H4ZM9 152H10V150H9ZM24 152V151H23ZM45 152H47V151H45ZM44 152V153H45ZM48 152H50V153H53V152H51V151H48ZM160 152V151H159ZM162 152V151H161ZM2 153V152H1ZM8 153V152H7ZM12 153V152H11ZM20 153H22V152H20ZM25 153V152H24ZM28 153V152H27ZM35 153H36V151H35ZM56 153V152H55ZM3 154V153H2ZM4 154H6V153H4ZM15 154V153H14ZM42 154H43V152H42ZM42 154H41V156H42ZM46 154V153H45ZM67 154V153H66ZM84 154V155H83ZM86 154V155H85ZM164 154V153H163ZM11 156L13 155V153L12 154H10ZM21 155V154H20ZM24 155V154H23ZM28 155V154H27ZM29 155H30V153H29ZM29 155H28V157H29ZM47 155H49V153L47 154ZM47 155H43L44 156V158L46 157V158H48L47 157ZM153 155V156H152ZM162 155V154H161ZM160 155V156H161ZM165 155V154H164ZM22 156V155H21ZM57 156H58V154H57ZM61 156V155H60ZM13 157V156H12ZM35 157V156H34ZM52 157V156H51ZM55 157V156H54ZM64 157V156H63ZM78 157V158H77ZM153 157V158H152ZM10 158V157H9ZM23 158V157H22ZM155 158V159H156ZM17 159V158H16ZM24 159V158H23ZM26 159V158H25ZM33 159V158H32ZM57 159H58V157H57ZM64 159V158H63ZM167 159V158H166ZM22 160V159H21ZM29 160V159H28ZM31 160V159H30ZM42 160V159H41ZM43 160H45V159H43ZM48 160V159H47ZM54 160V159H53ZM62 160V158L60 159V161ZM168 160H170V159H168ZM13 161V160H12ZM11 161V162H12ZM19 161V160H18ZM59 161V160H58ZM49 162H50V160H49ZM14 163V162H13ZM16 163V162H15ZM61 163V162H60ZM59 163V164H60ZM63 163V162H62ZM61 163V164H62ZM65 163H63V167H64V164ZM72 163V164H71ZM113 164V166H112V164ZM116 163V164H115ZM18 164V163H17ZM40 165H41V163H39ZM48 164H50V163H48ZM56 164H58L57 163V161H56ZM55 164V165H56ZM59 164L57 165V166H59ZM78 164H75V165H77L78 166ZM111 164V165H110ZM44 165V164H43ZM55 165H52V167H53V169H54V166ZM68 166H69V164H67ZM70 167H72V165H73V162H70ZM75 165H73V166H75ZM110 165V166H109ZM19 166V165H18ZM21 166V165H20ZM47 166V165H46ZM45 166V167H46ZM62 166V165H61ZM34 167H35V165H34ZM50 167V166H49ZM60 167V166H59ZM69 167V168H70ZM109 167V168H108ZM111 167H113V168H111ZM33 168V167H32ZM31 168V169H32ZM39 168H40V166H39ZM56 168H58V167H56ZM65 168H67L68 170H70L68 167H65ZM64 168V170H65V173L63 174V176L64 175H67V176H64L65 177V179L67 180V182L68 183H72V179H73V176L71 177L70 175H68V174H66V173H68V172H66L67 170ZM74 168V167H73ZM76 168V167H75ZM95 168V169H94ZM135 168V167H134ZM44 169V168H43ZM45 169H47V168H45ZM52 169V168H51ZM60 169H61V167H60ZM59 169V171L61 172V174L64 172V170L62 171V170H60ZM63 169V168H62ZM34 170V169H33ZM56 170V169H55ZM41 171V170H40ZM53 171V170H52ZM58 171V170H57ZM94 171H95V173H94ZM37 172L39 173V171L37 170ZM36 172V173H37ZM46 172H48V171H46ZM45 172V173H46ZM54 172V171H53ZM43 173V172H42ZM49 173V172H48ZM57 173H59V172H57ZM56 173V175H54V176H56L57 177V179L59 178V177H61V174H60V176L58 175ZM83 174V173H82ZM43 175H44V173H43ZM43 175L41 174V176L43 177ZM48 175V174H47ZM141 175H142V172L140 171V170H138V172L136 171L135 172V174H133L132 173V176H131V178H133L134 180H135V182L133 183V185H131L130 186V189H128V191H122V192H124L125 194H126V199H128V200H135L134 199V197L135 196H138L139 197V195L142 193H144L145 191H148V187H147V185L145 184V181H144V179H142V177H141ZM40 176V175H39ZM62 176V177H63ZM98 176V177H99ZM42 177H41V179H42ZM47 177H49V176H47ZM50 177H52V176H50ZM71 177V179H69ZM75 177V176H74ZM101 177V176H100ZM37 178V177H36ZM44 178V177H43ZM69 180H68V179ZM80 178V180L82 179L83 180V178L82 177H79ZM102 178H104V177H102ZM38 180L40 179V177H38L37 178ZM46 179V178H45ZM48 179H50V178H48ZM59 179H61V178H59ZM74 179H76V178H74ZM73 179V180H74ZM101 179V178H100ZM44 180V179H43ZM42 180V181H43ZM53 180H54V178H53ZM53 180H51L50 179V181L49 182H52ZM63 178L59 181V180H57V182H56V179H55V182H52L51 184L49 183V182H47V184H46V187H45V180L43 181L44 183V189L45 190H47V191H42V193H43V196L44 197H46V196H48L47 197V200L49 199V201H51L52 202V200L53 199H55V198H53V197H51L50 198V196H49V194H50V192H52L54 189H59L61 192L60 193H62V191H63V189H65V191L67 192V190H69V189H71V188H69L67 185H68V183L66 182V180H64L66 183H67V185L65 184V183H63ZM76 180H78L79 181V179H76ZM82 180H81V183L82 184H84V185H86V184H88V183H83L82 182ZM34 181H36V179L35 180H33V181H31V182H34ZM40 181V180H39ZM42 181H40V182H42ZM46 181H47V179H46ZM58 181H59V183H58ZM75 181V180H74ZM74 181H73V183L71 184L72 186H73V184H74ZM77 181V182H78ZM95 181V180H94ZM31 182L30 183H25V184H31ZM38 181H36L35 182V184L37 183ZM39 182V183H40ZM76 182V181H75ZM80 182V181H79ZM92 182H93V180H92ZM100 182V183H99ZM115 182V183H114ZM38 183V184H39ZM50 185H49V184ZM10 183H8V185H9ZM15 184V183H14ZM33 184V183H32ZM63 184H65V185H63ZM76 184V183H75ZM74 184V185H75ZM81 184V185H82ZM7 185V184H6ZM5 185V187L2 185L1 187H0V189L2 188H4L3 190H0V202L2 201V199H3V201L6 203V205H7V211L8 212H12L11 214H13L14 212L13 211H15V208L16 209H19L21 206H22V204L21 205H15V204H13L14 203V201H15V203L17 204V199H15L14 198V200H12L10 197L13 195V194H16V193H13V192H15V191H18L17 189L19 188L18 186V188L16 189L13 185H12V182H11V185H12V187L13 188H15V191H10V192H12L11 193V195H6L5 193H7V191H9L8 189L6 190V192L4 193V190L7 188V186ZM11 185H9V186H11ZM20 185V184H19ZM22 185V184H21ZM34 185V184H33ZM37 185V184H36ZM54 185H56V186H54ZM71 185L69 184V186L71 187ZM76 185H78V184H76ZM76 185L74 186L75 188H76ZM89 185V184H88ZM9 186H8V188H9ZM29 186V185H28ZM27 186V187H28ZM58 186H61V187H58ZM65 186H67V187H64ZM87 186V185H86ZM86 186H85V188H86ZM12 187H11V189H12ZM27 187H25V188H27ZM34 187H36V186H34ZM42 187H43V185H42ZM42 187H39L40 189L42 188ZM55 187V188H54ZM56 187H58V188H56ZM79 187V186H78ZM80 187H84V186H80ZM89 187L87 186V189H89ZM21 188V187H20ZM30 188H31V186H30ZM37 188V187H36ZM35 188V189H36ZM85 188H83V189H85ZM10 189V188H9ZM10 189V190H11ZM22 189V188H21ZM33 189V188H32ZM31 189V190H32ZM38 189V188H37ZM44 189H42V190H44ZM77 189V188H76ZM79 189V188H78ZM92 189H89L90 190V192H91V190ZM23 190H26V189H23ZM34 190V189H33ZM1 191H3V192H1ZM27 191H30L29 189L27 190ZM40 191V190H39ZM78 191V190H77ZM77 191H76V194L78 195V194H81L83 191H78L79 193H77ZM85 191H88V190H86L85 189ZM92 191V192H93ZM119 192H120V190H118ZM228 191H230V190H228ZM228 191H226V192H228ZM21 192V191H20ZM31 192V191H30ZM41 192V191H40ZM45 192H47V193H49L48 195H46V193ZM55 192L56 193H58V191L57 190H55L54 192H52V193H54L55 194ZM69 192H70V190H69ZM69 192H67V193H69ZM75 192V191H74ZM73 192V190H72V193H74ZM81 192V193H80ZM225 192V193H226ZM29 193V192H28ZM45 193V194H44ZM52 193L50 194L51 196H52ZM60 193H58L59 195H61ZM71 193V192H70ZM84 193H86V192H83V194ZM8 194V193H7ZM21 194V193H20ZM75 194V195H76ZM83 194H81V195H83ZM29 195H30V193H29ZM46 195V196H45ZM68 195V194H67ZM247 197L249 196V193H246L245 194ZM31 196V195H30ZM30 196H28V197H26V198H29ZM33 196V195H32ZM31 196V197H32ZM63 196V195H62ZM64 196H66V195H64ZM72 196H73V194H72ZM85 196V195H84ZM105 196H107V197H109V199H104L103 201H104V203L101 205V203H102V201H100L101 199H103V197H105ZM141 196V195H140ZM12 197H15V195L14 196H12ZM17 197H21V195L20 196H17ZM58 197V196H57ZM61 197V196H60ZM69 197H71V196H69ZM78 197H80L79 195H78ZM106 197V198H107ZM221 197H225V195H221ZM53 198V199H52ZM66 198H67V196H66ZM65 198V199H66ZM73 198V197H72ZM140 198V197H139ZM139 198H137L136 197V199H139ZM25 199V198H24ZM46 199V198H45ZM51 199V200H50ZM20 200V199H19ZM18 200V202H20ZM21 200H22V198H21ZM66 200H69V198H67ZM11 201L13 202V203H11ZM55 201V200H54ZM99 201H100V203H99ZM21 202H23V201H21ZM48 202V201H47ZM64 202H67V201H64ZM4 203V204H5ZM10 203V204H13V206L11 207L12 208V210H8V204ZM139 203L140 202H138V205H139ZM3 204V203H2ZM19 204V203H18ZM25 204V203H24ZM54 204V203H53ZM52 203H51V206L53 205ZM18 206H20L19 208H18ZM2 207V206H1ZM5 208V207H4ZM3 208V209H4ZM23 207H21L20 209H22ZM74 208H76V214H72V213H70V210H72V209H74ZM130 209V207L128 206V205H125L124 207H123V209L124 210H126V211H128L129 209ZM5 209V210H6ZM19 209V210H20ZM135 209H138V208H134V212H136V210ZM102 210V209H101ZM101 210H99V211H101ZM131 210V211H132ZM3 211V210H2ZM1 211V212H2ZM131 211H129L128 213H130ZM133 211L131 212V214H129V217H130V215H133ZM0 212V213H1ZM7 212V213H8ZM114 212V211H113ZM112 212V213H113ZM141 212H143L142 210H141ZM137 213V217H138V219L137 220H139L140 218L139 217H142L139 213H140V211L138 212H136ZM136 213H134V214H136ZM10 214V213H9ZM15 214V213H14ZM114 214L115 215H112V216H114L113 217V219H112V223H110L111 225L112 224H115V226H116V224L118 225L119 224V226L120 227H124V224H122V223H125L126 224V220H124L123 219V221H125V222H123L121 219V223L119 222L120 220H119V218H120V216L118 217L117 215H119L118 213H117V211H116V213L114 212ZM117 214V215H116ZM142 214V213H141ZM4 215V214H3ZM7 215V214H6ZM140 215V216H139ZM5 216V215H4ZM7 216H9V215H7ZM117 216V217H116ZM134 216H136V215H134ZM134 216L133 217H131L130 219H131V221H129V223L130 222H132V221H134L135 222V220L133 219L132 220V218H134ZM128 217V218H129ZM100 218H103V217H100ZM127 218V217H126ZM127 218V219H128ZM143 218H146L144 215H143V217H142V219ZM159 219V218H158ZM157 218H156V221H160V219L158 220ZM146 220H147V224L149 223H151L150 221H149V219H145L144 221L142 220V222H143V225H142V222H140V220H139V222L140 223H138L137 224V222L138 221H136V224H137V227L139 226V224H140V226H145V222H146ZM128 221H127V223H128ZM149 221V222H148ZM67 223H70V222H68V221H66ZM118 222V223H117ZM3 223V222H2ZM66 223V224H67ZM107 224L109 223V222H106ZM105 223V224H106ZM4 224V223H3ZM107 224H106V227L107 228H109V230H111L110 229V227H113V228H116L114 225L113 226H111L110 225V227H108L107 226ZM123 225V226H121V225ZM135 224V223H134ZM69 225V224H68ZM1 226V225H0ZM70 226V225H69ZM72 226V225H71ZM74 226V225H73ZM94 226V225H93ZM95 226H96V224H95ZM105 226V225H104ZM118 226V227H119ZM133 226H135V227H132V225L130 224L129 225V227L131 228L132 227V229L133 228H136V225H133ZM147 226V225H146ZM106 227H103V228H106ZM117 227V229H119ZM126 228H127V226H125ZM124 227V228H125ZM140 228V227H138L137 228V231H138V229L141 231L140 233H142V235L144 234L145 235V231H144V228ZM0 228H2V227H0ZM102 228V229H103ZM92 229H94V228H92ZM143 231H142V230ZM104 230H106V229H104ZM108 230V231H109ZM113 230V229H112ZM117 231V230H116ZM118 231H120V230H118ZM102 232H105V231H102ZM111 232H113V231H111ZM27 233H31V231H27ZM75 233V232H74ZM106 233V232H105ZM109 233H110V231H109ZM139 233V231H138V235L140 234ZM125 236V234H122V236ZM144 235H143V237H144ZM0 236H1V234H0ZM135 236H137V234L135 235ZM140 236V235H139ZM120 237V236H119ZM142 237V236H141ZM116 238V240H118V236H116L115 237ZM121 238V237H120ZM119 238V239H120ZM123 238V237H122ZM121 238V239H122ZM184 242L187 244L189 241L188 240H184ZM129 243V242H128ZM146 243V242H145ZM131 243H129V246H126V249H127V247H129L127 250H120L119 251V249H118V251H116V252H114V256H115V258L114 259H116V258H119V259H123V260H125V259H127L128 261H130V263H131V261H132V263L134 262L133 260H135V259H137V254H139L140 252L138 251V250H140L139 248H138V246L139 245H137V247L135 246L136 244H134V243H132L133 244V246L132 245H130ZM68 245V244H67ZM126 245V244H125ZM143 245V244H142ZM144 246V248L142 247L141 248V245L139 246L140 248H141V253L143 252L144 253V251H146V249H148V251H149V246H146V245H143ZM25 247L26 248H29L30 247V242L29 241H27L26 243H25ZM66 247V245L64 246V249L66 250L67 248H65ZM147 247V248H146ZM138 249V250H137ZM142 249L144 250V251H142ZM151 249H153V248H151ZM154 250V249H153ZM153 250H152V252L151 251H149V252H151L152 253V255L150 254V256H151V258H149V253L147 254V251H146V253H144V255H148V257H147V255L146 256H144V255H142L141 253V255H139L140 257H147L146 259L147 260H149L150 259V263L152 262V260H155V258H156V256L158 257H160V254L159 255H156V253L154 252L153 253ZM138 251V252H137ZM155 251V250H154ZM137 252V253H136ZM96 254V253H95ZM98 254H101V252H99ZM97 255V254H96ZM137 255V256H136ZM138 256V257H139ZM99 258H101V260L103 261L104 260V262H102L103 264H115V260L113 259V258H111V257H109L108 258V256H104V254L102 255L101 254V257L100 256H98ZM102 257H103V259H102ZM142 258V260H145V258ZM159 257H158V259L156 258V260L157 261H159ZM39 258L41 259L40 261H39V263L38 264H54L52 261H51V259H47V260H45V259H43L42 258V256L41 255H39ZM131 259V260H130ZM118 260V259H117ZM142 260H140L139 259V262L141 261V263H142ZM147 260H145V262L147 261ZM154 261V264H156V263H158L157 261ZM136 261V260H135ZM101 264V262L98 260L97 261V264H99V263ZM118 262V261H117ZM138 262V261H137ZM137 262L135 263V264H137ZM144 262V261H143ZM144 262V263H145ZM149 262V261H148ZM147 262V264H149ZM77 263H79V261L78 260H76V262H64L63 264H77ZM141 263H139V264H141ZM22 264H36V263H34V262H32V260H31V258L29 257V256H27V259L22 263ZM85 264H96V262H94V263H91V262H86ZM118 264V263H117ZM143 264V263H142ZM146 264V263H145ZM153 264V263H152Z\"/></svg>",
    "mask_w": 264,
    "mask_h": 264
}]
</instances>
